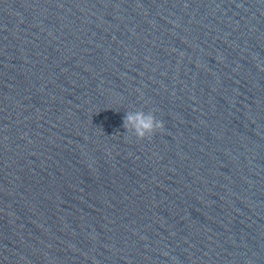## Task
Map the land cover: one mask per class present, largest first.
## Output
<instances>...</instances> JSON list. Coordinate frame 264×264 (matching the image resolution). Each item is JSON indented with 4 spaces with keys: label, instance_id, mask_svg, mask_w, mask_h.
<instances>
[{
    "label": "water",
    "instance_id": "1",
    "mask_svg": "<svg viewBox=\"0 0 264 264\" xmlns=\"http://www.w3.org/2000/svg\"><path fill=\"white\" fill-rule=\"evenodd\" d=\"M0 264H264V0H0Z\"/></svg>",
    "mask_w": 264,
    "mask_h": 264
},
{
    "label": "clouds",
    "instance_id": "2",
    "mask_svg": "<svg viewBox=\"0 0 264 264\" xmlns=\"http://www.w3.org/2000/svg\"><path fill=\"white\" fill-rule=\"evenodd\" d=\"M125 120L126 126L133 129L135 135L139 138L151 135L160 127V122L151 113L145 114L142 111L127 114Z\"/></svg>",
    "mask_w": 264,
    "mask_h": 264
}]
</instances>
